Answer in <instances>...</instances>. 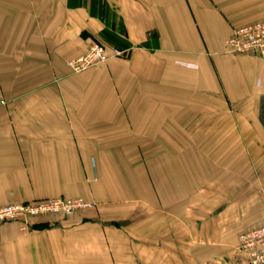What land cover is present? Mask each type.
<instances>
[{
    "label": "crops",
    "instance_id": "obj_1",
    "mask_svg": "<svg viewBox=\"0 0 264 264\" xmlns=\"http://www.w3.org/2000/svg\"><path fill=\"white\" fill-rule=\"evenodd\" d=\"M258 22L264 0H0V208L95 204L0 225V264H247L264 60L225 42ZM97 42L127 52L71 74Z\"/></svg>",
    "mask_w": 264,
    "mask_h": 264
},
{
    "label": "built area",
    "instance_id": "obj_2",
    "mask_svg": "<svg viewBox=\"0 0 264 264\" xmlns=\"http://www.w3.org/2000/svg\"><path fill=\"white\" fill-rule=\"evenodd\" d=\"M225 49L230 55H253L264 60V22L235 29L225 42ZM126 52L97 42L83 56L68 61L66 66L71 74H81L110 59L122 58ZM94 208V203L82 199L63 198L12 204L0 208V225L19 223L20 229L27 231L33 219L67 217ZM237 242V250L247 264H264V223L256 229L241 233Z\"/></svg>",
    "mask_w": 264,
    "mask_h": 264
},
{
    "label": "rangeland",
    "instance_id": "obj_3",
    "mask_svg": "<svg viewBox=\"0 0 264 264\" xmlns=\"http://www.w3.org/2000/svg\"><path fill=\"white\" fill-rule=\"evenodd\" d=\"M142 192H143V190H142ZM146 193H147V191H146ZM145 198H146V196H145ZM147 199V198H146ZM195 201V200H194ZM192 199L190 200V206H189V214L193 217V218H195V214H196V205H192L191 203L192 202H194ZM148 209H149V207H148V204H146L145 206L144 205H142V207H140V214H142V215H147L149 212H148ZM194 221H196V220H194ZM195 223L196 222H193V221H191L190 222V225H195ZM144 224H147V221L146 222H144ZM143 223H142V225H144ZM143 227V226H142ZM132 240V238H130V241ZM163 241V239H161V238H157V244H160V242H162Z\"/></svg>",
    "mask_w": 264,
    "mask_h": 264
},
{
    "label": "trees",
    "instance_id": "obj_4",
    "mask_svg": "<svg viewBox=\"0 0 264 264\" xmlns=\"http://www.w3.org/2000/svg\"><path fill=\"white\" fill-rule=\"evenodd\" d=\"M113 48H115V47H113Z\"/></svg>",
    "mask_w": 264,
    "mask_h": 264
}]
</instances>
